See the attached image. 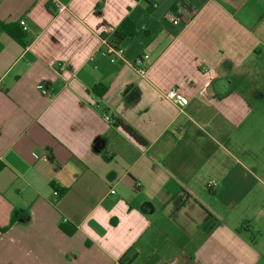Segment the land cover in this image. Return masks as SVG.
<instances>
[{"label": "crops", "instance_id": "0c3cea01", "mask_svg": "<svg viewBox=\"0 0 264 264\" xmlns=\"http://www.w3.org/2000/svg\"><path fill=\"white\" fill-rule=\"evenodd\" d=\"M0 21L28 41L0 27V264H264V0H0Z\"/></svg>", "mask_w": 264, "mask_h": 264}, {"label": "trees", "instance_id": "16d2710c", "mask_svg": "<svg viewBox=\"0 0 264 264\" xmlns=\"http://www.w3.org/2000/svg\"><path fill=\"white\" fill-rule=\"evenodd\" d=\"M178 8H175L172 13L176 14ZM177 16V15H176ZM0 27L3 28L15 41H17L23 47L28 45L27 34L25 32L22 24H5L0 21ZM140 34L139 30L136 27V24L130 19L126 18L118 28L113 32V34L108 37V42L111 46H119L123 41L127 39H134ZM102 95V93H99ZM114 124L118 127H121L131 138H133L138 144L142 146H147L148 141L131 125L125 123L123 120L117 118L114 119ZM54 189L57 190L59 196L62 195L65 191L64 188H60L57 184L52 183ZM210 218L207 221L206 229L208 232H211L217 225L218 220L215 217L209 216ZM62 229L69 235L73 234L74 230L69 229L67 225L62 224Z\"/></svg>", "mask_w": 264, "mask_h": 264}, {"label": "built area", "instance_id": "2783aa9c", "mask_svg": "<svg viewBox=\"0 0 264 264\" xmlns=\"http://www.w3.org/2000/svg\"><path fill=\"white\" fill-rule=\"evenodd\" d=\"M63 7L59 6L58 10L59 11H63ZM185 11V8L183 7H179L177 10L176 14L171 13V17L173 18V23L174 24H178L180 22V19L178 17V14ZM177 15V16H176ZM105 51H104V56L106 58H108V60L112 63V64H117V63H122L125 61V48L122 45L119 46H111L108 42V40H105ZM150 60V55L149 54H143L141 56H139L136 60H135V69L137 70V72L142 76L145 77L148 71L147 65L146 63ZM39 88H42V86H40ZM167 98L183 105L185 99L183 98V96H181L179 94V92L177 90H171L168 94H167ZM215 183H209L208 187L209 188H213L215 187ZM112 194H115V191L112 190L111 191Z\"/></svg>", "mask_w": 264, "mask_h": 264}, {"label": "rangeland", "instance_id": "374dc122", "mask_svg": "<svg viewBox=\"0 0 264 264\" xmlns=\"http://www.w3.org/2000/svg\"><path fill=\"white\" fill-rule=\"evenodd\" d=\"M253 159L258 160L259 163L264 165V154H255V157L253 155Z\"/></svg>", "mask_w": 264, "mask_h": 264}]
</instances>
